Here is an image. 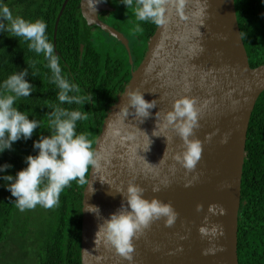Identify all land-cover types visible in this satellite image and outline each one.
<instances>
[{"label":"water","instance_id":"95a60500","mask_svg":"<svg viewBox=\"0 0 264 264\" xmlns=\"http://www.w3.org/2000/svg\"><path fill=\"white\" fill-rule=\"evenodd\" d=\"M109 8L102 0L93 11L82 0L88 26H101L129 48L123 33L100 20L99 12ZM164 18L96 141L98 167L90 169L83 196L82 264H239L246 141L264 91V64L250 65L235 0H169ZM133 91L157 102L142 123L131 109L125 115L127 94ZM181 97L194 100L198 110L199 127L189 139H198L203 150L192 171L175 159L184 144L166 119ZM154 130L159 136L152 135ZM129 184L142 187L148 200L170 204L176 213L171 227L163 219L154 221L133 239L131 261L106 244L102 232L96 237L102 220L124 202L117 191H126ZM87 205L97 206L99 217Z\"/></svg>","mask_w":264,"mask_h":264},{"label":"trees","instance_id":"16d2710c","mask_svg":"<svg viewBox=\"0 0 264 264\" xmlns=\"http://www.w3.org/2000/svg\"><path fill=\"white\" fill-rule=\"evenodd\" d=\"M63 2L0 0V6H7L14 17L46 23V36L59 57L62 75L80 88L79 93L73 94L86 98L83 104H61L57 98L59 89L51 82L52 73L43 55L29 50L28 42L22 38L0 32V93H3V82L10 75L28 68L29 75L25 79L33 85V91L28 97L18 98L14 107L30 120L39 122L31 138H21L12 144L11 150L0 153V166H12L0 172V264H82L86 185L80 186L73 181L61 193L58 207L45 209L40 206L35 213L39 217L35 225L30 222L31 215L16 207L15 198L2 177L15 176L27 167V156L38 154L34 142L41 135L51 134L50 113L57 106L87 114L86 120L77 122L76 131L87 136L95 151L103 124L126 91L133 72L143 63L159 28L151 22L140 24L134 18L133 26L139 24L145 29L133 36L135 51L124 45L118 48L104 36L106 33L88 26L82 16L81 0H69L55 35ZM235 5L250 65L264 64V0H235ZM238 257L239 264H264V91L255 104L247 133L238 219Z\"/></svg>","mask_w":264,"mask_h":264},{"label":"clouds","instance_id":"9594fccd","mask_svg":"<svg viewBox=\"0 0 264 264\" xmlns=\"http://www.w3.org/2000/svg\"><path fill=\"white\" fill-rule=\"evenodd\" d=\"M100 2L102 0H86V6L95 11L96 5ZM121 3L127 10H133L135 19L139 22H151L155 25L165 23V6L169 0H121ZM46 28L47 25L42 20L27 21L22 17H14L7 6H0V32L8 33L9 37L22 38L28 42L29 50L43 55L52 73L51 82L59 89L57 94L59 102L68 105L83 104L86 98L73 94L79 93L80 88L62 75L59 57L46 36ZM135 31H142L139 24L136 25ZM239 35L243 38L242 33ZM28 75L26 68L10 75L3 82V93H0V153L5 149L11 150L12 144L21 138L25 140L31 138L34 130L39 127L37 120H30L24 112L14 107L18 98L28 97L33 91V85L25 79ZM156 104V100H145L141 92H129L125 115L129 114L127 109H131L130 114L142 123L151 116L150 110L155 108ZM194 105V100L181 97L174 101L172 110L166 117L184 144V151L175 159L188 171L195 169L203 150L198 139H189L194 134V129L199 127L198 110ZM156 116L158 118L157 113ZM86 119L85 112L57 106L50 113L51 134L41 135L40 139L34 142L33 146L38 149V154L27 156L25 158L27 167L18 171L15 176L2 177L7 182V190L15 198V205L21 212L37 206L45 209L58 207L61 193L73 181L80 186L89 185L87 179L89 169L98 167V159L87 136L83 133L77 134L76 131L77 122ZM152 135L159 136L155 130ZM148 150L149 147L146 151ZM10 167L12 166L4 164L0 166V172ZM88 191L94 192V189L90 186ZM144 191L135 184H129L126 191H117L123 196L124 202L117 212L102 220L96 233L97 237L102 232L106 244L129 261L132 260L134 252L132 243L134 238H138L154 221L163 219L165 226L171 227L176 217L170 204L157 198L148 200L143 196ZM86 210L97 217L100 215L97 206L87 205ZM201 231L203 232V229Z\"/></svg>","mask_w":264,"mask_h":264},{"label":"flooded vegetation","instance_id":"af4514ba","mask_svg":"<svg viewBox=\"0 0 264 264\" xmlns=\"http://www.w3.org/2000/svg\"><path fill=\"white\" fill-rule=\"evenodd\" d=\"M111 8L105 9L99 12L98 16L102 22L107 24L108 26L116 29L117 31L123 33L125 37L128 39L129 48L132 49V51H135L132 47L136 45L134 44L133 36L138 35L140 32L135 31V26H133V23H135L136 20H134L135 16L132 9H126V7L121 3V0H105ZM81 12L84 20L86 21V18L83 14L82 10V0H81ZM87 22V21H86ZM145 22H140V24H143ZM95 27L98 31H102L106 33L104 36H107V38L112 41L118 48H120L122 45H124L126 48V44L117 36L110 33V31L104 30L99 25H92L91 27ZM142 29V28H141ZM84 30V29H83ZM104 30V31H103ZM145 29H142V32ZM108 32V33H107ZM103 33V34H104ZM133 33V35L131 34Z\"/></svg>","mask_w":264,"mask_h":264},{"label":"rangeland","instance_id":"374dc122","mask_svg":"<svg viewBox=\"0 0 264 264\" xmlns=\"http://www.w3.org/2000/svg\"><path fill=\"white\" fill-rule=\"evenodd\" d=\"M37 210H40V206H37L36 208H34V209H31L29 212L27 211V210H25L24 211V214H29V215H31L30 216V222H34V224L36 225V222L37 221H39V217H37L36 215H35V213H36V211ZM42 210V209H41ZM40 213V212H39ZM25 216V215H24Z\"/></svg>","mask_w":264,"mask_h":264}]
</instances>
